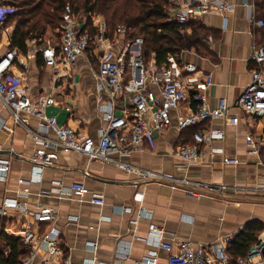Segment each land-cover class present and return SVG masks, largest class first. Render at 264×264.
I'll return each mask as SVG.
<instances>
[{"label":"crops","instance_id":"1","mask_svg":"<svg viewBox=\"0 0 264 264\" xmlns=\"http://www.w3.org/2000/svg\"><path fill=\"white\" fill-rule=\"evenodd\" d=\"M229 1L236 4L234 12L202 19L208 38L201 52L185 51L179 56L182 64H195L201 71L191 75L193 79L211 75L213 85L205 91L208 104L215 108L220 99L226 98L228 117L180 132L173 111V126L164 137L145 144L143 149H132L126 156H115L130 167V172L113 162L91 161L78 153L58 150L55 164L45 169L40 180H33L31 157L40 148L34 133L54 137V131L27 113H21L22 121L17 123L0 100V159L10 161L8 178L0 181L1 230L22 239L29 227L36 233L56 227L72 264H144L154 252L157 264H169V254L148 237L153 228L166 231V240L177 251L182 244L196 248L219 244L236 237L252 222L264 226V148L256 155L247 145V137L252 135L264 147V116L256 117L237 107L252 81V56L264 45V27L253 22L249 3L256 5L257 21L264 20V9L257 6V0ZM13 32L14 28L4 30L1 52L7 50ZM60 39L52 45H59ZM43 43L28 42L26 54L15 48L19 60L12 74L21 80V88L33 102L43 91L54 97L57 105L42 108L48 117H57L60 124L98 142L99 130L105 125L99 106L107 102V95L97 89V59L89 54V58L82 56L77 70H71L69 78L55 85L54 71L40 53ZM194 107L189 99L181 110L186 114ZM216 130H224L225 138L204 144L200 148L204 157L199 163L188 164L174 156L178 144L194 142L195 132L208 135ZM214 148L223 151L214 152ZM227 159L236 163H226ZM139 171L156 173L161 180L141 179ZM184 179L193 186H183ZM73 184H84L88 192L71 190ZM221 187L223 192H216ZM191 188L203 196H189L186 190ZM9 198L22 202L28 213L4 211V201ZM93 199H102L105 205L94 204ZM39 206L54 208L56 221L41 228L35 226L32 213ZM3 245L0 240V248ZM40 257L38 260L43 261Z\"/></svg>","mask_w":264,"mask_h":264},{"label":"built area","instance_id":"2","mask_svg":"<svg viewBox=\"0 0 264 264\" xmlns=\"http://www.w3.org/2000/svg\"><path fill=\"white\" fill-rule=\"evenodd\" d=\"M13 2L14 0H0V38L8 16L16 10ZM249 5L253 22L264 27V20H255L254 2ZM235 8L236 4L229 0H170L167 14L170 22L185 26L195 21L202 22L207 15L225 16L234 12ZM86 21L82 17L76 18L72 7L66 5L60 27L59 45L44 46L40 48V53L46 66L54 71L55 85L63 78L71 76L69 72L78 66L82 56L89 58V55H92L97 59L98 68L94 72L97 89L107 95V102L99 106L105 125L99 130L98 142L83 136L69 125L60 124L57 117H48L42 108L57 105L54 97L43 91L38 95L36 102L30 100L26 95L27 90L21 88V80L12 74V68L19 60L17 50L9 45L4 52L0 51V100L12 111L17 123L22 121L21 113H27L38 117L46 129L54 131V137L34 133L33 138L40 148L31 157L34 163L33 180H40L45 169L55 164L58 150L64 153H78L91 161L113 162L130 172V167L116 160L115 156H126L132 149H143L145 144L164 137L173 126V111L177 113V129L180 132L202 126L217 118L228 117L230 105L226 98L220 99L215 108L208 104L205 91L213 85L211 75L204 76L202 80L191 77L201 72L195 64L179 65L175 57L170 58L169 64L158 65L154 59L147 62L144 57V39H130L129 28L120 25L110 35L105 22L94 19L93 32L91 28H86ZM33 43L38 45L37 40H33ZM252 62L255 65L252 81L244 89L237 107L250 115L262 117L264 45L253 54ZM189 99L195 107L185 114L181 109ZM225 136L224 130L212 131L208 135L195 132L194 142L178 144L174 148V156L188 164L199 163L204 157L200 148L204 144L222 140ZM247 145L250 152L256 155L264 148L262 142L252 135L247 137ZM1 149L0 146V151ZM213 151L222 153L223 149L214 148ZM226 163L235 164L236 160L227 159ZM9 170L10 161L0 159V181L7 180ZM137 175L144 180H161V176L149 171H139ZM191 183L186 179L181 181L183 186L189 188L193 186ZM222 187L216 192H223ZM71 190L88 192L84 184H73ZM61 193L64 194L62 191ZM186 193L193 198L203 196L192 188L186 190ZM92 203L105 205L102 199H93ZM3 207L4 211L13 209L21 214L28 213L26 206L17 199H6ZM32 217V223L41 228L44 224L54 223L57 213L54 208L39 206L32 213ZM132 223L137 221L132 220ZM243 230L244 228L239 233ZM148 235L169 254V264H264V235L258 238V242L247 256L238 259H233L228 254L235 237H229L210 247L196 248L191 244H182L175 251V245L166 240V231L153 228ZM22 241L28 249V254L19 264H72L70 255L62 247L61 233L56 227L40 233L29 227L23 233ZM39 256L44 260H38ZM156 258L157 253L154 252L144 264H157Z\"/></svg>","mask_w":264,"mask_h":264},{"label":"trees","instance_id":"3","mask_svg":"<svg viewBox=\"0 0 264 264\" xmlns=\"http://www.w3.org/2000/svg\"><path fill=\"white\" fill-rule=\"evenodd\" d=\"M170 0H14L15 12L8 16L4 29L16 23L10 47L22 53L28 52V42L37 40L43 43L45 36L60 30L63 12L70 5L76 18H85L86 28L93 32L94 19L105 22L110 35L120 25L130 29L129 38L144 39V57L158 65L169 64L172 57L182 62L179 56L185 51L201 52L208 38L201 22H191L181 26L170 22L167 8ZM263 11L264 0H257ZM264 17V12H262ZM264 226L255 222L245 226L230 245L228 254L233 259L245 257L258 242ZM0 264H19L28 251L21 238L7 235L0 228Z\"/></svg>","mask_w":264,"mask_h":264},{"label":"rangeland","instance_id":"4","mask_svg":"<svg viewBox=\"0 0 264 264\" xmlns=\"http://www.w3.org/2000/svg\"><path fill=\"white\" fill-rule=\"evenodd\" d=\"M15 27H16V23L14 22V23L10 24L9 28H14V30H15ZM60 36H61V33H60L59 29L53 34H52V32H49V34L44 38L45 39L44 43H46L45 46L48 47V46H52V44L57 43V38H59ZM5 39H7V37H5ZM74 70H77V67Z\"/></svg>","mask_w":264,"mask_h":264}]
</instances>
